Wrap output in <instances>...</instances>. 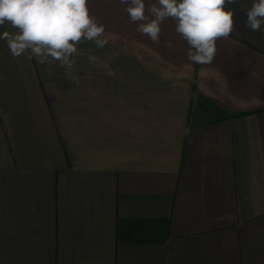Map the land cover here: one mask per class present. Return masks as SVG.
Listing matches in <instances>:
<instances>
[{
    "label": "crops",
    "instance_id": "1",
    "mask_svg": "<svg viewBox=\"0 0 264 264\" xmlns=\"http://www.w3.org/2000/svg\"><path fill=\"white\" fill-rule=\"evenodd\" d=\"M252 3L228 6L233 31L207 64L173 20L153 42L120 0H87L108 43L82 39L70 76L0 39V264H264Z\"/></svg>",
    "mask_w": 264,
    "mask_h": 264
},
{
    "label": "clouds",
    "instance_id": "2",
    "mask_svg": "<svg viewBox=\"0 0 264 264\" xmlns=\"http://www.w3.org/2000/svg\"><path fill=\"white\" fill-rule=\"evenodd\" d=\"M120 3L127 5L125 11L138 24L137 31L156 43L161 23L173 20L176 33L187 42L188 59L207 64L216 53V41L228 38L233 31V10L228 6L237 0H156L147 8L145 0ZM86 4L87 0H0V25L8 22L18 29L16 33L5 31L0 39L7 41L13 57L29 53V59L37 57L40 63L50 57L70 76L71 57L82 39L93 41L98 48L108 43L101 39L104 26L90 16ZM246 16L247 28L264 32V0H253Z\"/></svg>",
    "mask_w": 264,
    "mask_h": 264
},
{
    "label": "rangeland",
    "instance_id": "3",
    "mask_svg": "<svg viewBox=\"0 0 264 264\" xmlns=\"http://www.w3.org/2000/svg\"><path fill=\"white\" fill-rule=\"evenodd\" d=\"M88 43H91V41H88ZM35 58H37V57H35ZM38 60H39V58H38ZM39 62V61H38ZM77 89V88H76Z\"/></svg>",
    "mask_w": 264,
    "mask_h": 264
}]
</instances>
